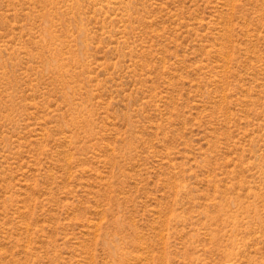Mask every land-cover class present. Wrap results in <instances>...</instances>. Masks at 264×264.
<instances>
[{"label": "rangeland", "instance_id": "rangeland-1", "mask_svg": "<svg viewBox=\"0 0 264 264\" xmlns=\"http://www.w3.org/2000/svg\"><path fill=\"white\" fill-rule=\"evenodd\" d=\"M0 264H264V0H0Z\"/></svg>", "mask_w": 264, "mask_h": 264}]
</instances>
